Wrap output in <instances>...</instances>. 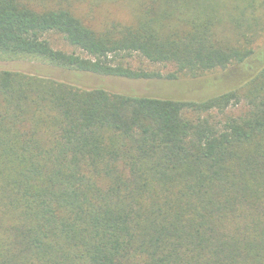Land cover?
<instances>
[{
    "label": "trees",
    "instance_id": "1",
    "mask_svg": "<svg viewBox=\"0 0 264 264\" xmlns=\"http://www.w3.org/2000/svg\"><path fill=\"white\" fill-rule=\"evenodd\" d=\"M105 2L132 19L88 21ZM263 27L264 0H0V264H264ZM258 53L202 100L106 83Z\"/></svg>",
    "mask_w": 264,
    "mask_h": 264
},
{
    "label": "rangeland",
    "instance_id": "2",
    "mask_svg": "<svg viewBox=\"0 0 264 264\" xmlns=\"http://www.w3.org/2000/svg\"><path fill=\"white\" fill-rule=\"evenodd\" d=\"M125 2L112 4L105 2L92 15L88 16L94 24H100L115 19L122 22H128L132 19L133 10ZM86 8L81 9L85 13ZM49 40L53 47L64 51L73 50L58 34H51ZM256 52L264 56V27L254 42ZM258 55L250 58L247 63L231 65L225 69L205 72L197 76H191L185 73H178L175 78H169L167 75L175 72L173 65L153 64L141 58H135L130 62V67L142 69L145 71L159 72L160 77L149 79H106V83L116 85L126 90L134 91L142 95L157 96L163 98L183 99V100H202L215 94L239 87L245 80L252 75L255 67L259 64ZM243 105L228 107L225 114L237 116L243 113ZM214 114H217L214 111ZM219 118L220 114H217Z\"/></svg>",
    "mask_w": 264,
    "mask_h": 264
}]
</instances>
